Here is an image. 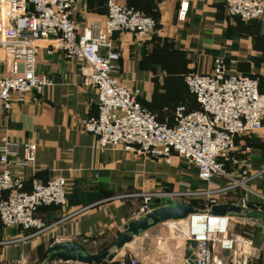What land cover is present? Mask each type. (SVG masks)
<instances>
[{
	"label": "crops",
	"instance_id": "1",
	"mask_svg": "<svg viewBox=\"0 0 264 264\" xmlns=\"http://www.w3.org/2000/svg\"><path fill=\"white\" fill-rule=\"evenodd\" d=\"M181 1L119 0L152 16L156 29L146 37L129 31L114 32L111 37L119 52L113 63V76L126 86L139 89V102L154 115L153 111L159 112L160 107L173 106L171 118L162 120L155 115L167 124L174 122L176 105L184 104L187 110L199 107L183 76L189 72H210L217 57L225 61L235 59L231 68L256 78L264 91V14L246 21L229 15L222 0H185L188 8L181 18L178 16ZM105 4V0L76 1L73 14L79 31L92 21L103 20ZM36 44V72L54 83L38 100L15 103L9 110L0 104V136L37 144L32 165L13 167L22 188L29 190L33 180L46 181L61 175L67 184V203L37 210L36 215L45 223L56 222L42 233L18 227L0 228V264H37L45 258L51 244L61 241L75 240L90 253L101 252L112 246L130 220L142 217L141 193L163 187L170 191H194L200 185L197 168L176 154L166 162L121 147L100 149L96 137L81 127V120L96 116L98 110L95 88L82 84L80 61L66 59L59 50L48 53L46 49L53 41L41 39ZM175 78H181L185 90L179 101L173 96L170 101L155 102L156 83L168 81L164 85L168 89ZM235 143L232 156L246 160L247 172L241 175L227 160L228 176L213 177L209 187H229L225 193L214 194L218 196L217 203L244 199L257 207L248 209L250 217L235 215L238 232L232 230L235 224L231 215L229 232L250 236L254 250L249 264H264V121L259 130L237 135ZM22 154L20 148L19 155ZM234 180L239 184L233 186ZM141 236L146 245L147 242L148 246L154 245L149 251H133L131 243H127L112 259L99 264H121V261L129 264L130 257L137 264H185L187 246L172 236L170 230L146 231ZM8 240L11 242L7 243ZM131 242L139 244L135 239ZM46 264L83 263L55 260Z\"/></svg>",
	"mask_w": 264,
	"mask_h": 264
},
{
	"label": "built area",
	"instance_id": "2",
	"mask_svg": "<svg viewBox=\"0 0 264 264\" xmlns=\"http://www.w3.org/2000/svg\"><path fill=\"white\" fill-rule=\"evenodd\" d=\"M76 1L0 0V104L3 108L9 110L15 103L38 100L53 85L51 78L36 72V41L50 40L54 44L46 51L59 50L66 59L80 61L82 84L96 90L97 115L82 119L81 127L96 137L100 149L121 147L166 162L176 154L197 168L198 178L203 182L228 176L227 160L244 175L248 168L246 160L232 153L236 150L237 135L263 126L264 91L260 90L257 79L233 70L235 59L225 61L217 57L210 72H189L183 76L188 92L199 107L187 110L184 104H178L173 110L174 122H161L139 102V89L126 86L112 74L113 63L119 58L112 34L129 31L146 37L156 28L155 19L119 0H105L103 20L92 21L79 31L73 14ZM222 1L229 15L242 20L258 19L264 14V0ZM187 8L188 2L182 0L178 16L184 17ZM36 150L34 142L0 136V228L18 227L42 233L56 222L45 223L36 215L37 210L67 203V184L61 175L46 181L33 180L29 190L22 188L13 167L32 165ZM238 184L234 180L232 185ZM228 188L216 187L208 189V193L214 196L225 193ZM194 193L161 189L143 192L141 211L144 214L150 211V203L155 198L176 200ZM238 202L245 208L246 200ZM214 203L216 199L208 207ZM194 215H200L204 227L193 225ZM230 220L231 216L197 213L181 220L185 222L184 227L177 223L179 220L169 224L173 228L172 236L180 242L185 244L189 239L196 242L193 264H249L253 240L248 235L230 234ZM210 222L213 225L206 227ZM121 264L126 263L121 261ZM129 264H137L136 259L130 257Z\"/></svg>",
	"mask_w": 264,
	"mask_h": 264
},
{
	"label": "water",
	"instance_id": "3",
	"mask_svg": "<svg viewBox=\"0 0 264 264\" xmlns=\"http://www.w3.org/2000/svg\"><path fill=\"white\" fill-rule=\"evenodd\" d=\"M252 203H247L245 208L240 202L214 203L206 209H199L187 201H176L168 198H155L149 206L150 211L142 217L130 220L119 232L110 248L101 252L90 253L78 241H61L51 244L45 258L37 264H46L55 260L77 261L83 264H99L105 259H112L125 244L132 241L134 237L140 236L146 230L169 221L184 220L192 214H209L211 216H251L248 209H256ZM264 211V208H263ZM185 245V264H193V249L196 242L189 239Z\"/></svg>",
	"mask_w": 264,
	"mask_h": 264
},
{
	"label": "rangeland",
	"instance_id": "4",
	"mask_svg": "<svg viewBox=\"0 0 264 264\" xmlns=\"http://www.w3.org/2000/svg\"><path fill=\"white\" fill-rule=\"evenodd\" d=\"M155 29L150 34H153L155 32ZM170 82H171L170 85H169L170 87L168 89L164 88L165 84H169L168 81H158L156 83L155 90H154V93H155L154 101L155 102H160L161 100L162 101L165 100L167 102V101L172 100L171 98H173V96H175L176 101H179V96L181 95L182 92H185L183 82H182L181 78L180 79L175 78V79L171 80ZM172 107H169L168 105H166V107H164V108L160 107V111L159 112H155L153 110L152 111L155 113V115L158 118H160L162 120H165L166 118H171ZM176 156L178 158H180L178 155H176ZM188 165H190V164H188ZM218 177H221V176H218ZM210 182L211 181H209V182L200 181V185H199V187H197V190H194L195 191L194 194L189 195V196H184V197H178L177 199L179 201L191 202L192 204L195 205V207H197L199 209L207 208L208 205L212 202V200L213 199H217V197H218L216 195L213 196L212 194L208 193V191H209L208 189H210V187H209ZM161 190L168 191V192L170 191L169 188H166V187L165 188L163 187ZM174 191H178V190H174ZM186 191H192V190L188 189ZM237 220H238V218L235 215H233V219H232L231 222L233 223V225L235 224L233 226V229H232L234 232H238L239 231V225H238V221ZM168 223H171V221L158 224V225H156V226H154V227H152V228H150V229H148L146 231L149 232V233H154L158 229H162V230H165V231H168V230L171 231L173 229L172 225H170ZM177 223H179L180 226L184 227V223H185L184 221L179 220V222H177ZM176 225H178V224H176ZM134 239H135V241H139L138 242L139 246L135 242H131V241L128 242V243H131L130 245L133 246V248H132L133 251H149V249H151L150 247L154 246L152 244H150L148 246L149 242H147V245H146V240H145L144 236L140 235V236H138V237H136ZM134 239L132 241H134ZM154 243H156V242H154ZM143 244H145V245H143ZM136 247H138V248H136ZM140 257H142V256H140Z\"/></svg>",
	"mask_w": 264,
	"mask_h": 264
},
{
	"label": "bare ground",
	"instance_id": "5",
	"mask_svg": "<svg viewBox=\"0 0 264 264\" xmlns=\"http://www.w3.org/2000/svg\"><path fill=\"white\" fill-rule=\"evenodd\" d=\"M193 225L197 226V227H204L203 223H202V218L200 217V215H194L193 216ZM213 225L212 222L206 224V227H211Z\"/></svg>",
	"mask_w": 264,
	"mask_h": 264
}]
</instances>
